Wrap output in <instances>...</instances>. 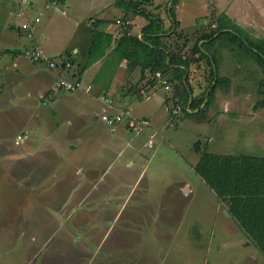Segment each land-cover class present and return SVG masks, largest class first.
I'll return each mask as SVG.
<instances>
[{
    "label": "rangeland",
    "instance_id": "obj_1",
    "mask_svg": "<svg viewBox=\"0 0 264 264\" xmlns=\"http://www.w3.org/2000/svg\"><path fill=\"white\" fill-rule=\"evenodd\" d=\"M27 1L30 4L28 2L21 4L20 0H0V37L8 31L6 28L8 23L13 21L12 18H19L22 23L24 18L19 16L17 18V12L21 7L29 8L28 21L34 22L39 18L33 37L23 32L26 36L19 37L17 47L10 44L3 46L13 51L19 50L23 54L27 48L40 45L35 41L41 40V29L51 31L55 35L54 40L46 46L51 43L58 48L64 44L67 48L77 45V48L89 52L90 35L93 38L95 34L98 36V32L104 33L107 29L98 18L115 17L113 16L115 10L112 11V8L105 13H95L92 16L95 17L93 20H96V24L92 25L93 22L89 20L90 12H87L90 7H103L105 2L111 3L113 0H68L64 8L54 5L53 0ZM170 1L172 0H152V3L145 7L146 12L165 19L163 20L166 22V29L173 25L169 16ZM31 2L39 5L32 10ZM247 4L252 6L250 11ZM45 5L49 6V10L57 12L56 17H49ZM227 7L231 17L225 14ZM244 10L245 13L248 11L249 13L245 14ZM64 11H70V16ZM174 13L181 23V29L187 31L198 27L209 31L217 25L219 17L227 21V27L232 26L238 30L243 36L240 40L244 43L264 38V28L254 30L250 26V24H254L255 27L264 26V0H177ZM141 16L143 18L139 16L133 21V26L139 28V31L147 22L146 17ZM117 26L118 28L113 25L111 31L121 32L122 24ZM116 32L114 33L117 36L114 37L119 36ZM9 33L11 34L10 30ZM12 34L18 37L16 31ZM194 38L192 37V43H188L189 48L194 44L196 36ZM101 39L103 45L100 44V52L94 56L95 58L109 47L108 38ZM175 39L176 36L169 38L168 43L175 46L177 44ZM237 40L231 44L221 39L216 45L218 74L229 78L231 83L222 88L225 91L220 88L216 92L208 109V121L203 123L187 117L181 107H175L172 102L174 101L172 87L167 90L161 82V85L158 84L154 91L147 94L149 100L145 99L146 96L139 97L137 94L124 96V92L129 90L131 84H136L141 75L137 69L130 73L126 68H121L120 58L114 50L109 51L100 65H94V62L89 64L90 68L84 73L79 70L82 56L78 57L72 53L74 68L62 78H71L70 76L76 72L78 76L83 77L87 88L94 83V89L100 96L104 95V91H108L111 94L108 98L121 106H127L135 100L136 105H143L150 114L153 113L152 116L160 115L162 121L154 125L153 131L149 128L141 135L126 131L127 135L118 136L114 141L100 142L106 150L101 149L96 155L94 153L91 155V162H101L100 166H105L102 168L103 171L109 165L113 169L110 172H114L116 168L119 170L120 166L122 169L119 171L130 172L123 176V181L118 182L125 187L124 190L118 189L120 190L118 192L112 188V183L115 175L120 174L113 173L114 177L109 175L106 180L101 177L92 182L87 180V169L83 168L87 167V152L84 154V151L77 147L72 155L70 149L81 140H85L83 135L75 136L66 132L55 134L47 125L43 127L36 124L38 119L44 121L41 111L59 108L51 104L44 107L33 102L30 107L31 112H34L33 117L27 125L29 140H19L20 138L11 136L12 130L0 128V264H125V259L126 264H148L146 257L152 255L159 259L155 264L165 263L166 257L168 264H175L176 261V264H189L195 258L196 249L197 254L203 259V264H264V254L257 249H247L246 245L243 249L236 246L225 252L223 244L218 241L216 244H208L211 226L213 224L215 227L222 226L221 222H226V218L231 216L230 205L221 202L195 172V166L201 157V153L196 151L197 147L201 152L215 155L264 158V108L256 107L261 100L259 90L264 74L250 48L241 46ZM115 43L116 39L113 38L110 46L113 47ZM1 45L3 44H0V48ZM44 51L48 53L45 47ZM47 55L50 56L49 53ZM88 56L87 53L89 63L94 61ZM2 57L10 58L7 55ZM210 72V67L205 62L192 67L189 78L196 89L195 93H201L210 83ZM144 90L147 92L151 89ZM31 94L27 99L40 101ZM56 95L57 99L72 96L71 93L58 92ZM12 108L14 103L6 104L4 101L0 104V111ZM188 110L190 113H196L189 106ZM9 114L13 120H19L20 124L18 113ZM3 119L7 120L8 117L2 118L0 115V121ZM60 124L64 125L63 122ZM38 128H41V131L43 128L42 137L49 142L48 145L53 146L47 149L51 153L47 156H55L58 165L52 166L49 162L52 159L41 154L42 149L39 147L43 144L40 145L37 139ZM96 128L113 137L110 127L101 119ZM149 133L154 136L152 148L145 145L148 142L147 137H150ZM128 137L144 143L130 144L140 150L138 153L140 157L137 159L133 158L128 147ZM35 138L37 141L31 142ZM53 143L58 144L54 146ZM102 157L106 159L105 162L98 160ZM141 157L144 161L138 166L146 169L148 179L139 180L135 184L137 177L134 179L132 173L135 171L125 164L132 162L133 166H136L135 162ZM63 163L67 167L70 166L73 172V175L70 174L69 182L64 179ZM59 168L61 172L58 173L55 170ZM100 179L104 181L94 186L96 191L92 192L91 198L82 196L83 192H79V195L77 192L72 193L82 191L81 189L88 187L90 183L93 186L94 181ZM67 184L72 188L68 193L65 191ZM132 187H137L140 191L128 195L129 190L126 188ZM88 206H91L93 211L90 212L91 208ZM76 207L79 210L75 211ZM163 210H169L170 216L168 217V213ZM203 223L204 228L201 227ZM195 234L203 242L204 250H199V247L191 244V238ZM138 236L141 237L136 238ZM127 237L129 241L126 240ZM181 253L183 258L175 257ZM253 254L257 256V262L253 260ZM107 255H111L112 258L106 259ZM143 255L144 257H141ZM139 257L144 262L139 261Z\"/></svg>",
    "mask_w": 264,
    "mask_h": 264
},
{
    "label": "crops",
    "instance_id": "obj_2",
    "mask_svg": "<svg viewBox=\"0 0 264 264\" xmlns=\"http://www.w3.org/2000/svg\"><path fill=\"white\" fill-rule=\"evenodd\" d=\"M53 1L55 3L54 5L63 6V8L67 5V2H68V0H53ZM113 1L114 2H111V3H109L108 1L105 2L103 7H99V8H91L90 7L87 12H90L89 13V16H90L89 20H90V22H93V21H96V20H93L95 18L92 16L93 14L105 13L106 10L111 9V8L113 9L112 11L115 10L114 11L115 15H113V16H115L114 18H112V16L111 17L105 16L104 18H98V20L103 21L104 23L102 25L107 26V29L104 30L105 35L109 34V35H112L113 38L118 39L120 37L122 31L121 32L119 30H118V32L114 31V32L118 33V35H119L118 37H114L117 35H115V33L112 32L113 31V25H115L117 28H118L117 25H121V24L123 25V18H124L123 11L124 10L122 8L116 7L115 4L117 1L116 0H113ZM172 1H170V3H169V10H170V7L172 5ZM26 2H28V1L27 0H25V1L20 0L21 4H25ZM31 4L32 5L30 6L31 7L30 9H32V10H34L35 7H37V5H39L38 3L34 4L33 2H31ZM113 4L115 5L114 7L112 6ZM44 7L46 8V11H47L49 17H53V16L56 17L57 12H53V11L49 10L50 8L48 5H45ZM248 7H249V11H250V8L252 6L249 4ZM28 9L29 8L24 9L23 7H21L20 11L17 12V18L19 16V14H24V16H22V17L27 18L28 17V11H29ZM228 10L229 9L227 7V9H225V14H227L229 17H231L230 12ZM249 11L245 13V10H244V13L248 14ZM20 12H23V13H20ZM64 13H66L67 16H70L69 15L70 11L69 12L64 11ZM94 16H96V15H94ZM139 16L142 17L141 15H138L136 17H139ZM157 16H159V15H157ZM136 17H134V19ZM159 17H161V16H159ZM12 19H13V21L8 23V25H7L6 30L8 29V31L6 33L2 34V37H0V44H3V45H1L2 47L0 48V53H2V55H0V104H3L4 101L6 104L7 103H9V104L14 103V108H12L8 111L7 110H5V111L1 110L0 111V115L2 118L6 117V116L8 117L7 120L3 119L2 121H0V128L1 129L8 128V130H12L11 136H13L15 138H20L19 140H22V141L24 139L29 140L28 139L29 133L27 131L28 130L27 128H29V127H27V125L30 123V121L32 120V117H33L34 112H31L32 110L30 109L33 102L34 103H40V105L44 106V107H49V105L51 104L53 107L59 108V109L58 110H52V111H50V110L41 111V116H42V118H44V121L42 119H38L36 124L37 125H43V127L45 125H47L55 134H60L61 132L62 133L66 132L70 135H75V136L83 135L85 140H81L79 144H75V146L74 147L72 146V148H70V149L72 151L71 152L72 155H74L75 151L77 150V147H80L79 150L84 151V154L87 152V167L83 166L84 169H87V180H90L92 182V180L99 179L100 177L104 178V180H106L109 175L113 176V173L120 174V176L115 175V180L112 183V186H113L112 188H114L115 192H118L120 190H124L123 188H125V187L122 186L123 184L122 183L118 184V182L123 181V176L125 174L128 175L130 172L119 171L122 169V166H120L121 168H119V170L116 168L114 170V172H110V171H113V169H111L109 165H107L106 170L103 171L102 168L105 166H102V165L100 166L101 162H98V163H96L97 161L91 162V155L93 153L96 155L101 149L106 150V148L104 146H101L100 142H104L105 140L114 141V139H116L118 136L127 135L126 131H129V130L125 127V125L124 126L118 125L115 127H110L109 130L111 131V135L113 136V137H110L109 134H106L102 130H100L99 128L98 129L96 128L97 123L100 121V119H101V121H103L102 115L104 113H108V114L112 115L115 113V111L117 109L126 108V109H130L136 117H138V118H149L151 120V122H154L150 127L151 128L150 131H153L155 129V126L157 125V123H160L162 121V118H159L160 115L159 116L158 115L152 116L153 113L150 114L143 105L142 106H139V104L136 105L137 101H135V100L131 101L132 103H130L131 105L129 104L130 106L129 105L121 106L120 104L115 103V101L112 99H110L111 104H106L105 102L102 101V97L108 98V96H110L111 94L108 91L107 92L104 91V93H103L104 95L100 96L99 94H97V92L94 89V83L92 85H89V88H87V83H85V81H83V77L81 78L80 76H78V74L76 72H74L70 76L71 78H68L67 80H70V81L80 80L83 84L82 90L71 93L72 94L71 97L62 96L61 99H57L58 96L56 95V92H58V94L70 93V92L64 91L63 89H61L59 87L58 80L60 78L64 77V74L70 73V70L74 68L73 66H74L75 61L72 59V53L77 55L78 57L82 56L81 65L79 67V70L83 71V73H84L88 68H90L89 64H92L94 62V65H100V62H102L108 56L107 54L109 53V51L113 50L115 45H113V47H108V49L106 51H104V53L100 57L93 59L94 61L89 63L87 60L88 50L82 49L80 47L77 48V45H72L70 48H67L66 45L64 44V45H61L62 46L61 48H58L57 45H55L54 43L53 44L51 43L48 46H46L47 43L52 42L54 40L55 35L51 31L41 29L40 30L41 40L40 41L36 40L35 42H38L41 45V47L43 48V50L45 47L46 51L50 54V57L57 59L59 57L61 58L63 56H66V57H63V60L70 62L72 65L71 68H68V69H61L60 68V69L53 70V69H50L48 66H45V64L30 62L28 59H26L23 56V52H21L19 50L13 51L10 48H3V46H6L8 44H10L12 47L13 46L17 47L19 44V37H23L25 35L20 30V25H21V23L19 21L20 19L19 18L18 19L12 18ZM134 19H133V21H134ZM162 19H164V18H162ZM243 19H244V17H243ZM121 21H122V23H121ZM133 21L131 22L132 26H133ZM146 23H148V21L145 22V24ZM145 24L140 27V31L138 30L139 28H135L133 26V29H132L133 35H137L140 39H142L143 34L141 33V30L145 26ZM250 26L254 30L257 28L259 29V27L264 28V26H262V25H258L255 27L254 24H250ZM165 27H167L166 22H165ZM9 30H10L11 34L13 31H16L18 33V37H15L13 34H12L13 35L12 36L9 33ZM90 36H91V40H90V46L89 47H91V44H92V35H90ZM3 55L10 56V58L9 57H2ZM116 55L118 56L117 53H116ZM119 65L121 68L127 69L128 64H127V61L120 60ZM137 70L140 71V69H137ZM134 71H132V72H134ZM133 84H135V83H133ZM159 85H161V83H159ZM152 91H154V88L145 92V94H146L145 99L147 98V100H149L147 94L149 92H152ZM75 93H77V94H75ZM30 94L33 97L36 96L40 101L37 102V100H34V99H32V100L27 99ZM130 95H132V94L128 93V91L124 92V96L129 97ZM18 100H20V102H18ZM206 102H207V100L202 105V107L205 106ZM164 106H165V103H164ZM210 106H211V104H210ZM165 110H167V107ZM11 112L18 113L17 117H19L21 119L20 124H19V120H13L10 117L9 113H11ZM208 115H209V110L206 112L205 121L206 120L208 121V117H207ZM152 117H154V118L152 119ZM59 121L63 122L64 125H61ZM205 121H203V122H205ZM23 124H25V125L23 126ZM42 134H43V128H42V131H41V128H38L37 139H38V142L40 145L43 144L42 146L39 147L40 149H42V150H40V152H41V154L46 155V158L52 159L49 161L50 164L52 166H56V165H58V162H57L58 160L55 159V156L54 157L53 156H51V157L47 156L50 153L47 151V149H49L53 146H52V144L48 145L49 142L46 141L42 137L43 136ZM148 135H150V137H147V141L149 142L151 140V138L154 136H152L153 135L152 133H149ZM34 136H36V131L34 132ZM3 140H5V139H3ZM128 140H129L128 147L130 148V150L132 152L133 158H135V159L139 158L140 155H138V153L140 152V150H138L137 146L134 147L133 145H130V144H141V143L144 144L143 141L137 142L136 140L129 138V137H128ZM35 141H37L36 138H35V140H31V142H35ZM148 142L145 143L146 146H147ZM2 144H9V143L8 142H2ZM53 144L55 146L58 143H53ZM152 147H149V148H152ZM111 149H114V148H111ZM99 157H100V155H99ZM98 160L99 161L104 160L102 162H105L106 159L104 157H102V158H98ZM107 161H109V160H107ZM143 161L144 160L141 157V159L138 160V162H135L136 166H133L132 162L129 164H125L126 166H128V165L131 166L132 170L135 171V173L132 172L134 179H135V177H137V179L135 180V182H136L135 184H137L139 180L142 181L144 179H148L146 169L145 168L142 169L140 166H138L139 164H142ZM107 164H109V162ZM65 165L66 164H64V166ZM69 167L65 166V168H64L65 173H63V174H65L64 179L67 182L71 181V178H70L71 175L70 174L73 175V172ZM133 168H135V169H133ZM55 169H57V168H55ZM55 171H57L58 173L61 172L60 168L58 170H55ZM103 181L101 179H100V181H97V182L94 181L93 186L90 183L88 185V187L86 186L85 188H82L81 189L82 191L77 190V191H72V193L77 192V194L79 195V192H83L81 194L82 196L91 198L92 192L96 191V187H94V186H96L100 182L103 183ZM52 184H53V182H52ZM69 184H67V187L65 190V191H67V193L69 190L72 189L69 187ZM44 186H46V185H44ZM139 186L140 185H137V187H139ZM137 187L126 188L129 190L127 194L130 195V194L136 193L137 191L139 192L140 190ZM118 189H120V190H118ZM130 189H131V191H130ZM150 189H149V192H150ZM216 196H217V194H216ZM88 205H91V203H88ZM88 207L91 208V206H88ZM77 210H79V208L76 207L75 211H77ZM89 211L91 212V211H93V209L91 208ZM163 212H167L168 217L170 216L169 210L168 211L163 210ZM214 223H216V222H214ZM221 224H222V226H216L215 227V224H213V226H211L210 241H208V244H213V243L216 244L218 241V242H220V244H223L222 246L224 247L225 252L228 251L229 249H232L233 247L236 248V246L239 247V249H243L244 245L247 246L246 247L247 249L253 248V249H257V250L261 251L259 249V247H257V245H256L257 243L251 238V236L248 233H246L243 230L240 223L237 222L232 215L229 218H226V222L225 221L221 222ZM201 227L204 228V223L202 224ZM206 228H208V227H206ZM125 236H127V234ZM140 237L141 236H138L136 238H140ZM191 239H192L191 244L195 245L197 248L199 247V250H201V249L204 250L203 249V242L200 239H198L196 234ZM126 240L129 241L128 237ZM117 241L120 244V246H122L119 239H117ZM197 251L198 250L196 249L195 258L189 264H203L204 263L200 254H197ZM187 253L190 254V252H187ZM187 253H185L184 256H186ZM146 256H147V254H146ZM141 257H144V255ZM141 257H139L138 260L141 262H144L141 260ZM175 257L183 258V253L175 255ZM111 258H112L111 255H107V257H106V259H111ZM149 258L146 257L147 262H149L148 264H155L156 261H159V259L155 258V256H153V255L150 256ZM165 259H166L165 263H161V264H168L167 257ZM257 259H258L257 256L254 255L253 260L255 262H257L258 261ZM121 261H122V259H121ZM124 263L126 264V259L124 260ZM176 263H177V261L175 262V264ZM205 264H208V263H205Z\"/></svg>",
    "mask_w": 264,
    "mask_h": 264
},
{
    "label": "trees",
    "instance_id": "obj_3",
    "mask_svg": "<svg viewBox=\"0 0 264 264\" xmlns=\"http://www.w3.org/2000/svg\"><path fill=\"white\" fill-rule=\"evenodd\" d=\"M116 1L115 5L122 8L125 14L122 33L116 39L113 50L120 60L127 61L130 73L136 69L141 71L138 82L129 86L130 94L143 97L146 92L144 89H153L160 83L158 77L160 74L168 81L169 90L172 87L174 106L181 107L187 117L199 120L198 122L205 121L206 112L216 92L231 83L229 78L218 74L216 45L221 39L231 44L238 39L237 42H240L241 46L249 47L264 74V38L257 41L249 40L246 44L240 40L242 35L238 30L232 26L227 27V21L222 18H218L217 25L209 31L202 27L188 31L181 29V23L174 13L177 0L172 1L169 10L173 24L170 29H166L161 17L145 11V7L150 5L152 0ZM138 15H144L148 21L141 30L142 39L132 33L131 22ZM95 22L93 21L92 25L96 24ZM173 36H176L175 46L172 42L168 43V39ZM194 36L196 40L189 48L188 43L193 42ZM102 37L108 38V46L111 47L113 36L98 32V36L95 34L92 38V46L88 52L90 58L96 59L94 56L99 54L100 44L103 45ZM201 42L203 43L200 45ZM202 62L210 67V83L201 93H195L196 89L193 88L189 76L192 67L200 66ZM259 91L261 100L256 107L264 108V78ZM206 100L205 106L202 107ZM188 106L197 112L190 113ZM196 151L201 153V157L195 166V172L217 194L221 202L230 205V214L264 254V159L247 155H215L201 152L199 147Z\"/></svg>",
    "mask_w": 264,
    "mask_h": 264
},
{
    "label": "built area",
    "instance_id": "obj_4",
    "mask_svg": "<svg viewBox=\"0 0 264 264\" xmlns=\"http://www.w3.org/2000/svg\"><path fill=\"white\" fill-rule=\"evenodd\" d=\"M22 16H24V14H19V17ZM38 22L39 18H36L34 22H30L27 20V18H24L20 25V30L22 32L28 33L29 37H33L35 35V27ZM23 56L32 63H44L53 70L60 68L68 69L72 66L70 62L63 60L60 57L57 59L50 57L40 45H34L30 48H27ZM158 77L163 86H165V89L169 90L168 81L165 78H162L160 74H158ZM58 85L61 89L70 93L80 91L83 88V84L80 80L70 81L64 78H60L58 80ZM144 96H146V94H144ZM102 101L106 104H111L110 98L102 97ZM102 120L109 127H115L123 123L130 132L137 135L143 134L152 125V122L149 118H138L133 115V112L130 109L126 108L117 109L112 115L104 113L102 115ZM153 138L154 137H152L148 142V147H152L154 145Z\"/></svg>",
    "mask_w": 264,
    "mask_h": 264
},
{
    "label": "water",
    "instance_id": "obj_5",
    "mask_svg": "<svg viewBox=\"0 0 264 264\" xmlns=\"http://www.w3.org/2000/svg\"><path fill=\"white\" fill-rule=\"evenodd\" d=\"M226 215L229 216V213L227 211H225Z\"/></svg>",
    "mask_w": 264,
    "mask_h": 264
}]
</instances>
